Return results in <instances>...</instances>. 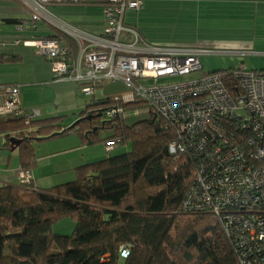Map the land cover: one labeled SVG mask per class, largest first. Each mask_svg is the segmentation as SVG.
Wrapping results in <instances>:
<instances>
[{
    "label": "trees",
    "instance_id": "1",
    "mask_svg": "<svg viewBox=\"0 0 264 264\" xmlns=\"http://www.w3.org/2000/svg\"><path fill=\"white\" fill-rule=\"evenodd\" d=\"M37 36L63 41L72 64L79 50L73 37L55 26L50 34ZM19 57L0 48V63ZM11 86L0 84V105ZM126 92L101 98L95 93L72 125L62 115L39 117L21 102L0 114L3 149L21 150L19 182H0V264H264V251L256 252L250 229L258 225L253 222L257 217L264 221L263 203L247 205L240 198L219 211L193 200L187 205L193 193L201 194L199 174L211 175L234 142L248 164H263L248 142L252 125L242 127L237 117L218 115L227 141L209 140L199 150L203 136H190L186 116L164 115L139 95L123 99ZM113 107L118 112L111 115ZM135 112H149L151 117L127 124ZM67 135L77 136L82 146L103 144L107 155L77 167L75 179L38 185L31 174L43 158L37 146ZM125 144L131 149L115 152ZM67 216L76 219L73 233H53V224Z\"/></svg>",
    "mask_w": 264,
    "mask_h": 264
},
{
    "label": "built area",
    "instance_id": "2",
    "mask_svg": "<svg viewBox=\"0 0 264 264\" xmlns=\"http://www.w3.org/2000/svg\"><path fill=\"white\" fill-rule=\"evenodd\" d=\"M54 1L63 0H28L27 4L33 8L30 22L36 25L45 19L73 37L79 50L72 64L67 46L60 39L34 36L22 42L49 58L57 77L81 84L83 96L94 95L101 83L122 81L127 88L123 99L139 95L164 115L174 119L186 116L190 136H203L199 150H204L209 140L227 141V130L218 123V115L237 117L242 120V127L247 123L252 125L253 134L248 142L256 147L252 155L263 160V164H248L244 160L246 154L234 142L232 149L217 160L211 175L199 174L197 185L202 187L201 194L193 193L187 205L193 200L219 211L224 205H234L240 198H245L247 205L264 204V72L257 73L241 65L229 72H208L196 79L171 81L177 76L202 71L201 57L218 51L147 42L140 30L125 20L128 11L142 7V0H110L103 12L107 25L103 35L98 37L78 31L50 13L44 5ZM221 52L228 54L230 51ZM231 78L234 84L229 85ZM144 81L151 83L144 84ZM16 103H20L19 87L12 85L0 105V114L13 109ZM117 112L113 107L109 114ZM171 151H176V145H171ZM256 221L258 225L250 227L251 241L258 244L256 252L264 251V227L261 226L264 221L260 217L253 222ZM250 224L249 220L245 221L247 227ZM122 255L127 257L128 251L123 250Z\"/></svg>",
    "mask_w": 264,
    "mask_h": 264
},
{
    "label": "crops",
    "instance_id": "3",
    "mask_svg": "<svg viewBox=\"0 0 264 264\" xmlns=\"http://www.w3.org/2000/svg\"><path fill=\"white\" fill-rule=\"evenodd\" d=\"M27 1L0 0V24L17 25L16 31H14L15 34H19L15 43L17 46H20L24 39L38 37L37 35H48L52 32L40 23L45 21L53 26L45 19L36 25L30 22L33 8L27 4ZM109 1L63 0L45 3L44 6L70 27L92 37H98L103 35L107 25L102 14ZM142 1V7L138 10L128 11L125 20L129 25L136 26L149 43L161 45L160 42L167 41L169 37L171 41L188 42L191 44L189 47L230 51L229 55L239 57L251 54L264 55V0ZM51 4L54 9H49L48 5ZM150 19L153 23L152 27L147 24ZM10 20H18L19 23H10ZM167 28L169 30L173 28L171 33L174 39L170 37V31L164 32ZM165 33L167 36L164 35ZM175 34H179V40H175ZM22 45L24 47L22 52H19V49L16 51L4 50V52L19 55L20 57L15 61L21 60V64L28 59L32 63L31 66L28 67L27 72L25 70L20 76L11 79V62L0 63V84L18 86L19 101L28 103L24 106L29 111L34 109L30 111L31 113L38 114L42 118L62 115L66 120L71 111L76 113L78 107V97L81 91L78 83L69 78L57 77L49 58L39 55L33 48ZM8 65L10 67H7ZM51 88L54 91L51 93L52 97L49 96ZM36 92H45V102L42 101L37 106L32 104V101L36 99ZM67 123L70 124V122ZM66 140L58 138L46 141L48 142L46 143L47 150L40 154L43 158L40 160L36 172L31 173L38 185L50 187L75 179L77 167L86 162L100 159L106 151L105 145H103V152L101 145L80 148L78 137L74 139L76 141L73 143L69 142L68 144ZM68 145H73L74 153L72 154L74 155L62 154L68 149L65 148ZM56 146L59 147L52 151L51 147ZM5 154H8L11 159V154ZM56 154L60 155L55 156ZM61 156L65 157L57 161L56 158Z\"/></svg>",
    "mask_w": 264,
    "mask_h": 264
},
{
    "label": "rangeland",
    "instance_id": "4",
    "mask_svg": "<svg viewBox=\"0 0 264 264\" xmlns=\"http://www.w3.org/2000/svg\"><path fill=\"white\" fill-rule=\"evenodd\" d=\"M52 5L53 4L48 5L49 9H54L52 7ZM102 15L104 18V13ZM72 20H74V19H72ZM72 22H74V21H72ZM40 23H42V25H44L45 28H48L49 30H53V26L46 23L45 21H41ZM147 24L149 27H152L153 23H152L151 19L149 21H147ZM16 28H17V25H14V24H0V48H1V50H3V51L4 50L16 51L17 49H19L20 50L19 52L24 51V47L22 45L23 43L20 46H17V44L15 45L17 39L19 38L18 37L19 34L14 33V31H16ZM169 31H170V37L174 39V37H172L173 34L171 33V32H173V28H171L170 30L168 28L164 30V32H166V33ZM166 33L164 35L167 36ZM178 35L179 34H175V40L180 39V37ZM152 36H155V35H152ZM163 37L167 38L165 36H163ZM151 38H154V37H151ZM151 42H154V41L151 40ZM160 43H161V45L157 44V43L155 45H160V46H189V45H191L188 42L171 41L169 37L167 38V41H161ZM30 48H33V47H30ZM33 49L35 50V48H33ZM39 55H41V54H39ZM42 56H44V55H42ZM20 61L21 60L11 61V63L8 62L11 65V79L15 78L16 76H20L21 73L25 72V70L27 72L28 67H30L32 64L28 59H26L22 64ZM201 62L203 64L202 71L193 72V73H190V74L185 75V76H177V77H174L173 79H170V80L176 81V80H182V79L183 80H185V79H196V78H199L203 73H208V72H212L215 70H225V69H230V68L238 69L241 65H244L248 70L257 69V70L262 71L264 69V55H260V54H251V55H246L245 57H239L237 55H229V54L222 53L221 51H218L217 53H211V54L203 55L201 57ZM10 65H8L7 67H10ZM162 80H165V79H162ZM161 82L163 83L164 81H161ZM143 83L149 84L151 82L150 81H144ZM126 89H127L126 85L122 81H107V82H105L104 87L97 89L96 94L99 98H101L103 96H106V94H108V93L120 92V91L126 90ZM49 90H50L49 96L52 97L51 93H52L53 89L51 88ZM91 97L92 96L82 97L79 95L78 107H77L76 113H73V111H71L69 113V116L66 117V121L70 122V125H72L76 122L81 109L84 108V106L86 105V101H89L91 99ZM35 98L36 99H34L32 101V104H34L36 106L42 101L45 102L44 101L45 92H36ZM21 104H22V106H24L25 104L27 105L28 103L21 102ZM24 108H26V107L24 106ZM31 108H34V107L31 106ZM26 109H28V108H26ZM33 110H30V111H33ZM150 117H151V114L149 112H144V113L135 112V113H131L127 117L126 123L127 124H133L136 121H139L142 119H147ZM104 134L107 135V132H105ZM75 138H77V136H75V135H67V136L61 137V139H67L66 141L68 142V144H69V142L73 143V141H76V140H74ZM0 141H1L0 142V182L1 181L2 182L3 181H9L11 183H17V182H19V179H20L19 162H20V157H21V150H20V148H16L15 150H12V151H8L6 149H3L4 140L2 138H0ZM46 143H48V142L41 143L39 146H37V152H39V154L46 152V150H47L46 149V147H47ZM73 145H68V147H65L68 149L63 151L62 154L74 155V154H72V153H74V151L72 150ZM99 145H101V144H99ZM78 146L80 148L85 147L84 145L83 146L78 145ZM101 146H102V152H103V144ZM39 147H41V149ZM58 147L59 146L51 147V150L52 151L56 150ZM131 147H132L131 144L120 145L119 148L115 152L117 153V152L128 151L131 149ZM5 153L11 154V159L9 158L8 154L6 155ZM57 155H60V154H56L55 156H57ZM105 155H107L106 151L101 156V158L104 157ZM64 157L65 156H61L59 158H56V160L60 161V159H62ZM36 170L33 172H36ZM75 225H76L75 217H73V216L63 217V218L57 220L53 224L52 231H53V233L72 234L73 230L75 228Z\"/></svg>",
    "mask_w": 264,
    "mask_h": 264
},
{
    "label": "bare ground",
    "instance_id": "5",
    "mask_svg": "<svg viewBox=\"0 0 264 264\" xmlns=\"http://www.w3.org/2000/svg\"><path fill=\"white\" fill-rule=\"evenodd\" d=\"M127 14V13H126ZM125 18H126V16H125Z\"/></svg>",
    "mask_w": 264,
    "mask_h": 264
}]
</instances>
